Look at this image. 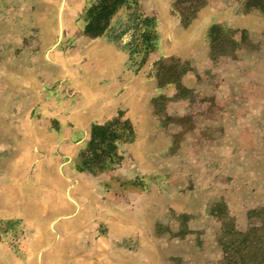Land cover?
I'll use <instances>...</instances> for the list:
<instances>
[{"label": "rangeland", "instance_id": "obj_1", "mask_svg": "<svg viewBox=\"0 0 264 264\" xmlns=\"http://www.w3.org/2000/svg\"><path fill=\"white\" fill-rule=\"evenodd\" d=\"M93 2L0 0V264L257 260L264 12L129 0L91 37Z\"/></svg>", "mask_w": 264, "mask_h": 264}, {"label": "trees", "instance_id": "obj_2", "mask_svg": "<svg viewBox=\"0 0 264 264\" xmlns=\"http://www.w3.org/2000/svg\"><path fill=\"white\" fill-rule=\"evenodd\" d=\"M129 0H94V2L89 6L85 13V25L83 27L84 33L91 37H96L102 35L107 29L111 17L116 13V11L122 6L128 3ZM245 7H255L264 12V0H244ZM153 32H149L147 35L153 38ZM152 48V44H146V48ZM107 125H97L94 124L91 127L89 146L96 147L102 144H114V142L119 138L117 133L112 131L106 132ZM249 263L246 264H264V253L259 254L256 259H250ZM226 264H237V262H230L229 257L226 258ZM242 264V263H240Z\"/></svg>", "mask_w": 264, "mask_h": 264}, {"label": "crops", "instance_id": "obj_3", "mask_svg": "<svg viewBox=\"0 0 264 264\" xmlns=\"http://www.w3.org/2000/svg\"><path fill=\"white\" fill-rule=\"evenodd\" d=\"M115 60H116V65H117V64H118V61H119V59H115ZM117 71H118V70L116 69V70H115V73H117ZM115 73H114V74H115Z\"/></svg>", "mask_w": 264, "mask_h": 264}]
</instances>
